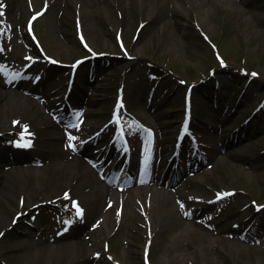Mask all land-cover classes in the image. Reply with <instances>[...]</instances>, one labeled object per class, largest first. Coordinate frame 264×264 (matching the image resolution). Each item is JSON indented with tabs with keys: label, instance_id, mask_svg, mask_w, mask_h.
Instances as JSON below:
<instances>
[{
	"label": "rangeland",
	"instance_id": "374dc122",
	"mask_svg": "<svg viewBox=\"0 0 264 264\" xmlns=\"http://www.w3.org/2000/svg\"><path fill=\"white\" fill-rule=\"evenodd\" d=\"M43 1L26 0L28 11L37 10ZM87 3L84 10L99 27L98 38H103L105 49L112 55L93 59L94 66L110 68L101 75L94 72V82L100 88L91 102L74 106V112L84 108L85 112L94 113L86 118L89 125L78 128L76 116L58 121L60 112L50 111L54 107L48 106L47 99L40 95L31 104L23 102L25 107L21 109H0V126L9 128L0 136V211L7 215L5 201L13 210L22 212L9 229L2 231L0 264H63L60 259L48 258L38 248L50 245L53 237L58 243L73 233L83 237L86 232L102 238V244L93 246L100 256L91 253V260L79 259L73 264H264V129L257 117L243 125L245 115L239 113L240 107L206 105L208 101L197 96L199 90L195 87L193 113L199 130L193 131L207 146V164L203 167L207 171L200 184L181 185L182 195H172L170 203L178 212L191 210L189 219L188 212L185 219L194 222L205 216L208 224L201 236L185 235L179 250L169 229L158 226L154 231L152 215L164 213L165 209L148 208L147 201L153 193L135 194L131 203L123 206L120 198H126L128 193L114 190L106 195L102 208L93 217L81 200L85 223L82 228L71 226L66 234L64 224L69 228L67 222H74L73 216L79 210L72 204L76 197L80 198L78 184L51 185L43 168L37 167L38 163L45 165L54 160L74 162L77 154L68 136L74 130L92 140L101 131L119 84L124 85L122 111L134 114L138 120L127 121L132 136L154 141L157 149L162 146L164 155L175 147L184 84L200 83V86L203 83L213 87L218 80L224 88L244 89L247 101L259 100L264 93V0L204 1L200 12L206 15L208 27L201 24L200 13H195L190 7L192 3L185 0H124V15L116 0H88ZM60 6V2H54L45 7L44 13L34 20L32 36L25 29L28 12L22 17L17 13L21 22L5 7L1 9L0 4L3 13L0 15L1 75L9 77L20 71L27 56L35 58L37 66L45 65L47 62L40 59L50 56L68 66L76 57L89 54L77 37L83 16V12L79 13V3L71 9L68 21L63 22L59 20ZM124 19L126 24L120 39L130 58H124L116 37L118 25ZM88 62L77 70V85L87 80ZM212 68L214 74L208 76ZM53 70L51 79H64L69 71L59 67ZM181 78L185 79L184 83ZM246 78L249 79L245 83ZM30 86L21 80L20 89ZM49 87L52 92L64 90L63 81L52 80ZM35 89L37 93L43 91L39 86ZM227 94L218 92L219 98ZM237 96L231 93L226 102L237 101ZM52 113L59 117L56 122L49 119ZM66 121H72L75 126L62 135L59 127ZM55 131L62 138H54ZM22 134L30 136L32 146L17 150ZM108 136L107 133L100 135L96 145L106 144ZM164 163L162 159L160 164ZM10 166L31 170L21 173V179L16 180L7 178ZM166 189L174 191L171 186ZM218 194L221 199L216 201ZM254 205L262 208L256 211ZM98 220L102 224L91 230L89 224ZM256 226L260 229L256 230ZM145 251L147 260L143 259Z\"/></svg>",
	"mask_w": 264,
	"mask_h": 264
},
{
	"label": "bare ground",
	"instance_id": "6f19581e",
	"mask_svg": "<svg viewBox=\"0 0 264 264\" xmlns=\"http://www.w3.org/2000/svg\"><path fill=\"white\" fill-rule=\"evenodd\" d=\"M87 1L88 0H44L42 3L40 2L38 9L47 7L53 4L54 2H60V5L62 4V6H60L61 15L59 20L60 22H63V21H68L71 9L76 7V5L79 3V8H80L79 13L83 12V16L81 18L82 30L87 40L89 41L91 48L94 50V52L109 51L105 49L106 45L103 38H98L100 32L99 27L92 20L90 13L84 10V8L87 7L88 4ZM116 2L119 5V9L121 10L122 15L126 14V10H125L126 5L124 4V0H116ZM0 3H3L5 9L9 11V13L13 16L14 19L17 18L19 19V21H21L22 15L28 12L29 9L28 5L26 4V0H0ZM191 3L192 4H190L191 5L190 7H192V10L195 11V13H200L198 19L200 20L201 24L205 27H208V20L206 15H202L203 12L202 13L200 12V5H202V2H191ZM3 5L1 6V9L2 7H4ZM29 6H31L30 3ZM178 6H182V5L178 4ZM187 12L189 11L187 10ZM17 13L21 15L20 18L16 16ZM15 24L16 23H14V27ZM125 24L126 22L124 19L121 21V25H118V27L121 28V31L122 29L124 30ZM88 66L90 65H87L86 68H88ZM105 66L106 65L97 66V67L95 66L94 68L95 69L102 68L103 71L104 70L108 71L110 67L106 68ZM103 71H99V72H103ZM0 84H1L0 109H2V107H5L6 109H9L11 107H14L15 109H21V107H25L22 105L23 102L31 104L32 102L31 97L24 96L16 88L14 89L5 88L4 86L6 85H4V82L1 79H0ZM7 129L9 128L6 127L5 125L0 126V131ZM54 138L56 139L62 138L61 133L55 131ZM114 150L118 151V147L116 145H115V149L110 147L109 155H112V152ZM87 153H88L87 151L86 153L84 152L79 153V155L77 156V158H75L73 163H69L61 160H54V161H50L49 163H46L45 165L40 166L39 169L42 170L43 168V172L47 174L45 175V177L47 178L46 180L47 182H50L51 185L61 186V185H68L73 182L77 183L78 192H79L78 196L80 197V200H82V202L85 203L87 208V213H89V215L93 217V215L98 213V211L102 208L106 195L108 193L110 194L114 189L111 188L110 185L104 181L103 174L96 171L95 165H93V167H90L89 165L86 164L85 158L87 157ZM89 154L90 153H88V155ZM106 158H110V157H108L107 155ZM117 163H120V161H117ZM30 170H31L30 167L26 170L22 168L14 167L8 171L7 178L13 177L16 180H19L21 179L20 176L21 173L27 174ZM185 170H187V168L185 166H181V168L177 171L176 175H178L179 177V174ZM145 179L147 178H142V180ZM179 180L180 178L174 183L175 184L178 183ZM127 193L128 194L126 198L123 199L122 201L123 206L129 205L132 201V198L136 196L135 194H141V196H145L147 195V193H153L152 196L148 198L147 201L148 208L149 209L160 208L161 211L165 209L164 213H162L163 212L162 211L159 215L158 214L152 215L153 218L152 226L154 228V231H156L155 229H157L158 226H160L161 228L169 229L172 232L171 236L175 241L177 250L181 248L183 238L185 235L193 234L195 236H201V232L204 231L202 224L185 219V216L187 215L188 212L187 210L178 212L177 207L170 203V201H172L171 199L172 194L166 190H163L162 188L156 189L152 185H145V186H141L140 188L128 190ZM108 203L109 205H111V201H109ZM3 207L5 208L7 215H4L0 211V230L6 228L10 224V221L14 217L15 213L18 212V210H13L14 208L13 207H12L13 209L11 208V204H7L5 201L3 202ZM169 209H171V212L169 211ZM96 225L99 226L100 222H97V224H95L94 226ZM99 242L101 243V238L93 235V233H91L89 237H80L79 235L77 236L73 233L70 237H68L65 240L59 241L58 243L54 242L50 245L45 244L42 247H39L38 249L39 251L44 250V254L48 256V258L55 257L58 260L59 259L62 260L63 264H73L76 263L79 259H82L84 261L91 260V257L89 255H91V253L93 252L92 247L98 245Z\"/></svg>",
	"mask_w": 264,
	"mask_h": 264
},
{
	"label": "snow or ice",
	"instance_id": "6c2138e0",
	"mask_svg": "<svg viewBox=\"0 0 264 264\" xmlns=\"http://www.w3.org/2000/svg\"><path fill=\"white\" fill-rule=\"evenodd\" d=\"M0 15H3V13L0 12ZM36 15H40V13H37ZM35 18H36V17L34 16L33 19H35ZM253 75H255V74H253ZM71 139H75V137H72ZM70 146H71V145H70ZM65 195L67 196V194H65ZM219 195H220V194H218V198H219ZM224 195H231V194H230V193H225ZM77 214H78V215L80 214V213H79V210H78V213H77Z\"/></svg>",
	"mask_w": 264,
	"mask_h": 264
}]
</instances>
